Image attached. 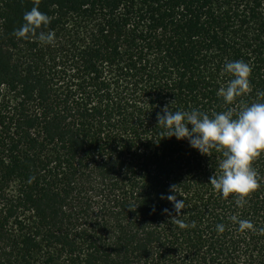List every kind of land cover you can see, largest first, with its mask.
I'll return each mask as SVG.
<instances>
[{
  "label": "trees",
  "instance_id": "16d2710c",
  "mask_svg": "<svg viewBox=\"0 0 264 264\" xmlns=\"http://www.w3.org/2000/svg\"><path fill=\"white\" fill-rule=\"evenodd\" d=\"M33 3L0 0V264H264V234L230 219L264 227V154L238 208L208 183L220 154L157 125L165 105L257 101L264 0H39L51 46L12 34ZM231 60L249 64L251 90L224 105Z\"/></svg>",
  "mask_w": 264,
  "mask_h": 264
},
{
  "label": "clouds",
  "instance_id": "9594fccd",
  "mask_svg": "<svg viewBox=\"0 0 264 264\" xmlns=\"http://www.w3.org/2000/svg\"><path fill=\"white\" fill-rule=\"evenodd\" d=\"M39 0H34L33 6L22 15L21 25L13 30V36L18 40L28 39L31 35H37L41 44L54 45L55 33L47 29L50 17L39 11ZM223 73L230 76L223 85L218 87L216 95L222 99L224 105H231L236 98L247 94L250 89L249 76L251 67L242 60L226 61L222 68ZM257 101L242 106L233 111L228 108L220 112H212L210 115L192 109L190 111L172 110L169 105L157 113V125H161L166 132L165 137H175L177 140L186 139L191 148L201 155L210 156L212 151L220 154L218 162V174L209 177V184L221 199L230 195L238 208L244 207L249 195L258 187V173L252 166L253 160L264 154V91L257 93ZM171 105V103H170ZM190 125V127H189ZM34 177L29 178V183ZM177 186H170V193L166 199L172 204L175 217L172 218L178 227L185 225L178 217L181 210L185 209L183 199H177ZM162 199L165 197L162 195ZM168 212V209H164ZM237 225L238 232L258 231L264 234V227L256 229L247 219L230 218ZM217 233H223L224 224L215 226Z\"/></svg>",
  "mask_w": 264,
  "mask_h": 264
}]
</instances>
